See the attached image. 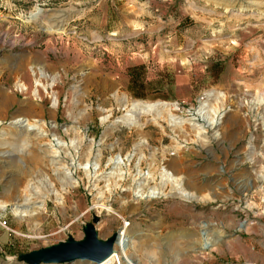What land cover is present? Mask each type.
Here are the masks:
<instances>
[{
	"label": "rangeland",
	"instance_id": "374dc122",
	"mask_svg": "<svg viewBox=\"0 0 264 264\" xmlns=\"http://www.w3.org/2000/svg\"><path fill=\"white\" fill-rule=\"evenodd\" d=\"M0 109V264L93 214L137 264H264V0H0Z\"/></svg>",
	"mask_w": 264,
	"mask_h": 264
},
{
	"label": "water",
	"instance_id": "95a60500",
	"mask_svg": "<svg viewBox=\"0 0 264 264\" xmlns=\"http://www.w3.org/2000/svg\"><path fill=\"white\" fill-rule=\"evenodd\" d=\"M99 220V216L92 215L91 221L82 228L84 237L81 240L68 236L65 241L20 254L18 260L25 264H70L75 261L101 264L112 256L119 231L106 240L99 239L95 227Z\"/></svg>",
	"mask_w": 264,
	"mask_h": 264
},
{
	"label": "bare ground",
	"instance_id": "6f19581e",
	"mask_svg": "<svg viewBox=\"0 0 264 264\" xmlns=\"http://www.w3.org/2000/svg\"><path fill=\"white\" fill-rule=\"evenodd\" d=\"M22 88H24V87H22ZM35 93H36V91H35ZM135 104H136V106H139L141 104V102L140 103L137 102ZM147 105H149L150 108L153 107V104H147ZM206 108H207V106L205 104H203L199 110V113L202 115L204 114V117L206 119H208V117H209V119H210L209 123H210V125L213 126L215 124V122H214L215 118H214V116L210 117L209 114L207 115ZM212 111L215 112V114H217L216 108H213ZM155 114L158 116L162 115V114H160L159 110L157 112H155L154 115ZM169 117H170L171 122H175L176 117L173 114H171ZM25 121L26 120H24V119H16L15 120V122L18 123L19 127L23 130V132L19 134L20 139L23 138L22 136L25 133L27 135V134L33 132L34 130H36V128H37V126L35 124H32V123L24 124ZM127 121L129 122L130 128L137 126V121H136V118H134V116H128ZM59 145L61 147L64 146L62 143ZM95 162L97 163V160ZM62 169L64 170L63 176H62L63 177L62 178L63 186H65L66 188L67 187L68 188L75 187L78 183L73 180L72 172L69 170V168H62ZM76 169H79V168L77 167ZM142 185L143 184H140V186L138 187V189H140L138 191V193H140L142 195V197H148V198L153 199V198H159V197H176V196H179L185 200H189L191 198L187 193H185L183 191L178 178L174 177V175L171 172H169L165 169H163L161 172V185L160 186L154 187L151 190H149V192L147 194H144V192L142 190ZM168 185L172 186V190L169 193H167V192L165 193V189ZM106 210L111 211V208H106ZM16 211L19 213V216L25 215L23 212H20L18 209H16ZM118 236L119 237L115 243L117 247L113 251L111 261H113V262L117 261L119 264H120V262H122L123 264H137L131 258H129L126 254V249L128 246L127 241H129V237H128L129 235H128L127 230L126 229L123 230L122 234H118ZM204 236H205V242L203 244L202 249H207L210 246H212V244L210 242L211 239H210L209 234L207 232H205ZM127 237H128V239H127ZM114 247H115V245H114ZM101 264H106V263L102 262Z\"/></svg>",
	"mask_w": 264,
	"mask_h": 264
},
{
	"label": "built area",
	"instance_id": "2783aa9c",
	"mask_svg": "<svg viewBox=\"0 0 264 264\" xmlns=\"http://www.w3.org/2000/svg\"><path fill=\"white\" fill-rule=\"evenodd\" d=\"M247 264H254V263H247Z\"/></svg>",
	"mask_w": 264,
	"mask_h": 264
},
{
	"label": "crops",
	"instance_id": "0c3cea01",
	"mask_svg": "<svg viewBox=\"0 0 264 264\" xmlns=\"http://www.w3.org/2000/svg\"><path fill=\"white\" fill-rule=\"evenodd\" d=\"M119 237V236H118Z\"/></svg>",
	"mask_w": 264,
	"mask_h": 264
}]
</instances>
